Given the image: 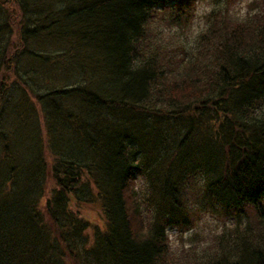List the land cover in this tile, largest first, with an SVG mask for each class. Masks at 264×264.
<instances>
[{
  "label": "trees",
  "instance_id": "16d2710c",
  "mask_svg": "<svg viewBox=\"0 0 264 264\" xmlns=\"http://www.w3.org/2000/svg\"><path fill=\"white\" fill-rule=\"evenodd\" d=\"M16 2L18 21L0 4V264H264V0L243 18L210 12L189 57L183 43L159 40L154 20L184 26L195 0ZM36 41L61 52L40 54ZM80 59L112 77L116 95L98 79L66 88L36 78ZM191 108L222 116L200 137L220 144L210 165L200 157L204 174L171 157L146 165L157 145H136L125 111ZM199 144L182 140L174 153ZM202 187L203 201L236 221L182 261L166 227H192L183 212L199 207ZM95 204L105 225L84 218Z\"/></svg>",
  "mask_w": 264,
  "mask_h": 264
},
{
  "label": "rangeland",
  "instance_id": "374dc122",
  "mask_svg": "<svg viewBox=\"0 0 264 264\" xmlns=\"http://www.w3.org/2000/svg\"><path fill=\"white\" fill-rule=\"evenodd\" d=\"M2 1L3 0H0V4H6L10 8L14 19L18 21L20 18H24L23 9L20 8L16 0H6V2ZM256 1L257 0H195L193 5H191V11L187 16L188 22L184 24V26L175 25L174 23L171 25L170 22L166 21L165 19L161 20L160 17H157L154 20V28L155 30L159 29L161 31L163 30L164 32V34L159 37L160 41L168 43L169 39L171 38L175 42L180 44L183 43V56L189 57L192 54L189 49L193 45V50L195 49L197 44L195 37H198V34L205 28L207 24V17L210 12L214 11L215 9L228 10L234 17L243 18L246 17L248 13H252L258 9L255 4ZM34 43L37 45L33 44L32 48L36 49L40 54L45 55L56 53L57 51L61 52V50H59L61 48L60 43L51 44L46 41H42V43L41 41H36ZM32 64L33 63L30 62V65ZM37 67L40 68L39 63H35L33 65L34 69ZM100 70L101 69L98 64L93 60L80 59L74 64L60 62L56 66V70L51 74L50 71L47 70L42 72L41 70H38V72L41 73L40 75L36 76V78L42 81H45L47 78L52 80L51 83L57 87L59 86L66 88L71 85H81L82 87L94 88L92 84L90 87L88 86L90 83H93L94 79H98L99 82L97 83L106 84V88L110 90L113 95H116V89L112 87L113 78L108 76H106V78H100V76L98 77V72ZM94 74H96V77ZM75 108L77 110L78 107ZM81 108L82 107L78 109L81 110ZM207 111L208 109H205V112ZM136 112L140 113V108L137 109ZM196 112L197 110H194V108H191V111L188 113L181 112L180 110L177 112L170 110L166 113L160 114L157 112L147 114L146 112L144 115H139L131 111H125V115L129 116L128 120L131 121L130 128L134 132L135 130H140L135 133L133 132V135L130 136V138L134 136L135 139V136H137L139 133L140 140L138 143L136 142V145L138 144L139 147H142L143 142L146 140L149 142L150 146H152V144L157 145V149L151 148V151L154 153H151L150 155L143 150L147 154L148 158H146V165L152 164L153 161L151 160L157 156L160 158L165 157L167 162L171 157L173 158V161H177L176 164L183 162L185 167L190 168V166H195L197 169H200L202 173L197 172L196 178H199L204 174L205 162L203 159H200V157H207L206 163L210 165V160H212V158L217 155L214 154V150L217 152L220 151V144L215 141L216 143H214L213 146L209 148L208 144L200 142V137H203L205 134H207L209 137L214 136L218 131V125L221 122L222 116L219 115L217 108H213L205 115H200L201 112L198 113V115H195ZM194 115L195 118H193ZM134 123L137 125L135 126ZM186 139L191 140L194 144H200L193 148V153L191 155H187V152H192V149L190 148V150L188 146L183 147L180 149L178 154H175L174 151L177 144L180 141ZM140 143H142V145ZM147 148L149 150L150 147L147 146ZM193 154L197 155V157H193ZM166 164L164 166H159V168L165 167ZM53 184L54 182L51 180L50 186ZM137 184L139 187L142 184L144 185V178L142 174L138 176ZM202 190L203 187L194 190V192L197 191L196 196H198L197 204L199 207L194 208L191 211L186 209L183 212L185 218L192 219V227L187 228L186 226H178L175 224H171L166 227L167 234L170 236L171 247H173V251L175 252L176 256H180L182 258V261L194 256H201V252L204 251L208 246L215 247V243H212L214 237L228 228L227 225H233L236 221V219H234L230 214L219 211V207H216V209L214 206H212V204L203 201L201 198ZM49 191L45 196L44 202L47 200ZM206 197L208 200L213 201V195ZM191 199L195 201L193 199V194H191ZM85 212H87L89 215H86ZM85 212L84 218H91V221L94 224L105 225V217H103V210L99 204H95L93 207L86 208ZM179 264L183 263L181 262Z\"/></svg>",
  "mask_w": 264,
  "mask_h": 264
},
{
  "label": "water",
  "instance_id": "95a60500",
  "mask_svg": "<svg viewBox=\"0 0 264 264\" xmlns=\"http://www.w3.org/2000/svg\"><path fill=\"white\" fill-rule=\"evenodd\" d=\"M4 1V0H3Z\"/></svg>",
  "mask_w": 264,
  "mask_h": 264
}]
</instances>
